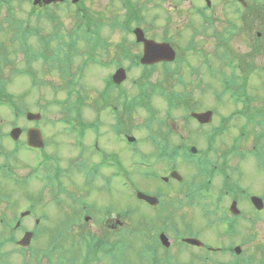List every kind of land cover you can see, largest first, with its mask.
I'll return each mask as SVG.
<instances>
[{
    "label": "rangeland",
    "instance_id": "1",
    "mask_svg": "<svg viewBox=\"0 0 264 264\" xmlns=\"http://www.w3.org/2000/svg\"><path fill=\"white\" fill-rule=\"evenodd\" d=\"M5 1L9 3L3 4L4 6L0 8V57L6 56L12 61L11 66L8 65L7 67H3V77H5V79L0 78V82L8 83L6 86V91L10 95V98L12 97L19 103L20 107L23 106L25 109L40 113L42 111L43 114L47 115V118L49 119V122H47V129H45L46 123H42V126L40 127L43 129L46 138L47 136L49 137L50 146L48 147V152L51 155L57 156L59 153L58 143H61V141L69 139L68 137L73 136V134L68 133L64 129L62 123H59V121L63 119V113L59 102L63 101L66 96L62 89H78L81 97L80 101L83 107L85 104H87V108H85L82 113L77 112V116L81 122L89 123L90 118H96L101 110L100 97L98 96L97 102L94 97L99 91H101L102 82L105 83V86L108 85V80L106 79L105 75L112 70H108L104 64L93 62L88 63L86 62V58L83 56L74 57V39L81 37L84 32L83 30H74L75 27L72 26V23L74 22H70L69 20L71 17H66L68 14L61 13V16L64 17H61V22L65 23V25L63 26L61 33H59L55 29L53 24L54 22H52L47 15L43 16V20H40L41 22L38 23L37 19L35 18V14H29L33 7L28 2H22L20 0ZM230 1L231 0H225V3L223 1H218V3L220 6L227 8L231 6L229 4ZM254 1L256 0H248V7L251 5L254 6ZM258 1V6L256 7L257 3H255L254 10H251L252 12L249 10L247 15L244 16V20L241 22V37L239 40H234L230 45L233 54L240 56V58H237V62L241 66L240 70L236 72L235 68H233L231 65L227 67L226 61L219 62L217 60H213L214 63L212 62V65H214L217 70L221 69V73L218 72L217 74H214L208 69L204 68L202 77L205 79V81L204 84L200 86L202 88L198 86L192 89L196 95V103L200 108L198 109V112L201 113L207 110L214 111L215 122L218 126L222 124L220 121L221 117L224 116L225 118L229 119L236 110L243 108V103L235 104L233 102L232 94L239 90L237 89V86L243 89V91H245L251 99V108H260L258 113L261 116H264V0ZM131 2L135 3L137 7L144 6L146 8H154L156 3H159L162 7V11L164 13L163 17L166 19L162 18V21L158 22L154 19L153 15L152 19L155 21L154 24H156V27L152 29H150V26L147 27V29L151 31V34L159 32L162 33L167 29L173 31L175 28L185 26V16L179 12L176 13L175 11H180L182 8L188 7L189 2L186 0L180 5L175 4L173 0H161V2L160 0H131ZM219 5L217 4V6ZM5 6L11 7V10H14L15 12V17L21 21H25L31 26H39L40 28L44 29V34L42 36L45 39H51L56 35L49 43L46 53L41 57L37 56L36 48L39 49L38 42L36 41L37 38L33 36L31 40L30 55L33 61L37 62L33 68L43 79L42 88L38 87L32 89L31 82L26 76L13 74L14 68L17 67L19 69H23L25 66V57L24 54L20 53V50L26 49L28 43H23V31H20L19 29L13 30L15 24L7 21L9 9ZM95 6L98 7L97 13L99 17H102L104 20L100 28L98 27V30H96V38L109 41L118 39L119 41L121 38L127 37L130 41L135 40L133 29L130 30V33L126 35V33L121 32L120 29L111 30L109 27V25L112 23V19H118V22L123 21V10H121L122 12L120 11V2L118 0H98V6L96 4ZM173 8L175 10H173ZM39 10L40 11H38V14L41 15H44L46 12L42 9ZM148 15H150L148 16L150 20L152 14ZM169 17L173 18V22L169 21ZM218 17L221 20L222 16L220 18L218 15ZM179 31L182 33L183 29L180 28ZM69 33L73 34L70 36L68 35ZM258 34H260V36ZM92 35L93 34L91 32V36ZM99 43L100 39H96L95 45ZM33 45H35V47ZM40 52L42 53L43 51L41 50ZM46 59H52L49 64L51 66L64 67L67 77L64 78L59 75V70L57 68L48 70L49 67L46 65ZM70 65H72L71 69L66 68ZM194 66L195 68H200L201 64L197 62L194 64ZM183 68V73L186 74L188 72L187 68L185 66ZM249 71L252 74H248ZM187 74H189L187 75V81L192 84L193 80V85H196V79L193 78L190 72ZM138 76L139 72H133L131 76H129L131 79H129V81L124 84L122 89L126 92V94L129 93L132 103L138 100L136 97L139 96V90L143 88V92L145 93V89H147L145 97L151 102H143L151 103L157 107V110L155 111L156 119H161V121H170L169 124L171 125L172 121L175 123V121L179 122L182 120V115L185 112L183 109L178 110L181 109L178 108L179 106L174 107V109H176L174 111V117L169 118V115L166 114L167 109L162 94L171 92V89H169L171 88L170 85L165 84L163 80L159 82L161 76L156 72H154L150 77L144 75L141 79H136ZM194 77L197 78V74H194ZM245 77H247V82L244 81ZM57 84L62 86V89L54 90L53 86H57ZM139 84H141L142 87H140ZM203 88L206 89L204 93L201 92V90L203 91ZM226 88L227 91H224ZM183 94L185 96L179 97L180 101L189 100L190 102L194 103L192 96H190L188 93ZM91 101L92 104L96 102V104L92 106L93 116L89 107ZM14 105L17 104L14 103ZM135 106H137V104H135ZM136 110L138 111L136 112V117L133 120L134 126L131 128L134 134L139 136L144 134L145 130H137L136 127L137 124H140L141 122L139 119H143L146 112L143 109L139 110L138 107H136ZM14 115V111L10 110L9 107L0 108V135H4V138H0V165L5 161L4 156H8L12 149L15 150L16 147L15 142L10 140L9 137V139L6 137V134L8 136L9 132L13 129L11 125L15 123L20 127L28 126V124L25 123L26 121L24 122L22 118L15 121ZM106 115L107 112H103L102 118H106ZM54 122L55 125H53ZM246 124L247 119L245 117L230 119V121L226 124L227 126H225L224 134L222 135L221 133V135L215 138L213 152L222 155L224 160H226L230 154L220 153L219 148L224 150L226 148L225 145H227V147L232 146L235 141L239 139L241 132L240 129L245 127ZM168 126L169 125H167L166 128L164 127V131L168 129ZM251 127L252 125L247 126V129L250 130ZM192 129L194 130V128ZM257 129L260 130V127H257ZM173 134L178 135L179 133L174 131ZM88 139L90 140V138ZM71 140L74 139L71 138ZM109 140L114 144V146H117L115 135H113L111 139L109 138ZM191 142L192 145L196 146L199 150L205 149V140L202 142L198 139L197 142ZM250 143L253 145L254 141L250 139L249 144ZM104 144L105 138L102 137V147ZM249 147L250 146L248 144H243L242 153L245 154V150L249 151ZM73 149H75V146L72 143V151ZM23 150L18 153L19 161L16 163L17 167L14 165V170L18 174V178L27 176L30 166L25 165V163L32 160V156L27 153L26 149ZM60 150L62 154L65 153V159L69 161L71 159L70 146L68 144L62 143ZM261 152L264 155V145ZM89 153L90 149H88L87 154ZM233 154L237 155V157L230 160L233 165L231 168L233 177L232 179L229 177L228 187L235 189V187L244 186L245 188L253 191V193L264 197V195L261 194L264 193V182H259L264 178V170L262 169V166H264V160L260 161L253 152H248L245 159L239 156L235 150L233 151ZM220 161L222 160L220 159ZM236 166L241 168L243 174L240 173ZM161 171V174H165L163 169ZM195 172V165L192 164V167L186 170V175L190 178L195 174ZM40 175L42 177V174ZM82 177L83 175L80 174V179H82ZM139 177L140 176H137L135 178L137 183H139ZM32 179V182L23 179L20 181L21 184H16L13 174L11 176H6L3 175V173H0V195L2 196L0 201V216H5L7 219L11 220V218L14 216L16 217L17 215L26 211L28 207L30 208L31 206H34V219H25V224L29 228H32L34 227V220L36 218L41 219V226L39 228L40 234L38 235V239L34 241L33 245V249L35 248L36 251H32L31 256L27 251L26 256H24L25 254L23 252L16 249V245L14 243H10L9 239H4L2 240V244L4 246L2 251L3 254L0 255V264H25V262L38 264L35 258L36 256L41 258V264H47L48 262L49 264H54L55 262H58V264H75L72 263L73 261H77V264H85L84 261H86L88 250L85 248V245L81 240L80 234L82 233L91 234L98 237H105L111 244H116V242L119 240H125L128 246L131 247L128 252L125 243L121 244L122 248L120 245L111 248L108 247V253L104 254L102 257L103 259H101V264H117V259L115 256H117L119 259L121 258L119 264H148L145 263L147 261L145 260L142 251L144 246L149 242H147V238L143 236L140 237V224L142 225V228H149L151 226L149 224L151 223L157 225V228H159V217L153 213L152 209L146 207V205H144L142 202L135 199V197L131 195L130 191L126 194V198L125 194H122V192L117 188H113L108 192L92 188V192L91 194L89 193L88 196L81 195L82 198H84L85 203L93 205L95 203L99 207H110L116 214H119V211L126 209L131 210V218L123 219V222H121L122 218L115 215L114 217H109L110 219H114H111L107 222H102L101 213L94 212L93 209V212H91L89 218H87V221H85L83 218L81 226H77L74 223L72 232H69L67 228H65V225L69 222L68 219L70 216L74 218V216H76L75 213H80L78 208L80 205H76L75 202H71V200L68 198L64 199L62 203L61 201L57 202L56 198H53L52 194L49 193L50 191L48 192L47 190L42 189L44 183L40 180L41 178L39 176L34 175ZM80 179L77 176H74L72 182L76 185L81 184L82 182ZM38 181L41 183V185L38 184ZM230 181L233 185H230ZM140 182V189L142 191L154 192L157 188H166L164 185H162V183H156L155 181L151 180L140 179ZM222 183L223 177L219 176L216 179V184L214 186L215 191L220 188L218 185ZM70 189L76 191V187H74L72 184ZM39 190L44 192L41 194V196L39 194ZM246 202L247 201L242 204V210L252 212L253 215L256 216L252 206ZM173 208L176 212L180 210L177 209V205H174ZM183 208L184 207H182V209ZM160 213H163L164 217H167L170 224L175 221V212L166 213V211H161ZM181 213L178 214L177 212L176 215V220L179 221L178 227L180 228L183 227L181 224V217L182 214H184ZM194 213L195 215L193 219H191V222L193 223V233L189 234L196 235L202 241L215 247H220L230 243L241 245L242 249L245 251V254H242V261L238 264H255V262L251 259V256L255 258L256 263L262 264V257L255 254L254 252H260V247L264 248V219L261 220L256 216L258 218L256 221H260V223H256V221L249 223L246 220H243L238 233L228 235L227 237L221 234V226H219V230H217L220 236L219 237L212 228L203 230V225L206 222V218L204 217L205 213H203L200 208H196ZM45 214L48 215L47 220H44ZM141 215L146 217H141ZM58 229H63L65 232V238L60 245L61 255L57 254L56 256L55 252H51L48 248L49 244L52 243V237L56 234ZM127 229L132 230V234L124 233L125 231H128ZM3 230V226L0 224V234ZM168 233L167 236L170 238L172 246L170 251L160 247V264H222L224 262L231 263L238 261L233 255L217 253L216 255L212 256V254L205 251V249L200 250L189 246L175 245L176 242L174 241V237L176 232L173 231ZM13 234H16L17 238L22 235L21 231H17ZM251 235L252 237H250ZM37 249L41 251H37ZM43 250H47V253H49L48 261L44 259V256H42L44 254ZM33 254L34 259L32 257ZM201 254L207 255L209 258L211 257L210 259H212L214 262L212 263L210 260L209 262H205L201 259ZM249 259H251L252 262L248 263ZM68 261L72 262L68 263Z\"/></svg>",
    "mask_w": 264,
    "mask_h": 264
},
{
    "label": "flooded vegetation",
    "instance_id": "2",
    "mask_svg": "<svg viewBox=\"0 0 264 264\" xmlns=\"http://www.w3.org/2000/svg\"><path fill=\"white\" fill-rule=\"evenodd\" d=\"M118 1L120 2V11L123 10V21L118 22V19H112L113 21L111 20L112 23L109 26H116L117 28L114 27L116 30L120 29L121 32H125L127 35L130 33L128 27V20L131 14L128 7L130 2L128 0ZM184 1L173 0L177 5L184 3ZM186 1L189 2L188 7L175 11L185 16V26L175 28L173 31L167 29L162 33L151 34V31L147 29L148 26H150V29L156 27L155 21L152 19L153 15L158 22L162 21V18L166 19L163 17L164 13L159 3H156L154 8H146L144 6L132 8L134 14L131 17L134 22L139 21L140 25L133 28V34L135 28H141L148 40H153L159 44H169L175 52V61L171 64L160 63L154 66H146L141 63L144 58V44L138 43L136 39L130 41L127 37H124L119 41L118 39L109 41L96 38V30L104 22L103 18L99 17L97 13L98 7L95 6V4L98 6V0H56L52 4H46V0H42L41 8L54 11L59 19L63 17L61 13L68 14L66 17H71L69 20L74 22L72 25H78L79 30L85 28L89 33L92 32L93 37L100 39L99 44L91 45V43L89 45V42H85V46L81 41V45H78V40H76L77 51L80 56L86 59L93 61L100 59L102 62L110 63L111 65L106 68L112 71L105 75L108 85L105 86V83L102 82L101 91L94 97L96 102L98 96L100 97L101 110L96 118H90L88 130L86 129L84 133L73 135L68 137L69 139L59 142V153L57 156L51 155L48 149L46 150L48 141L45 140V148L43 150L28 148L29 153L32 155V160L28 164V166H31V173L36 167L38 172L41 170L42 177L44 181L48 182L49 189L54 190L55 185H57L59 192L56 199L58 202L61 201L62 203L67 198L71 202H76L75 204L80 205L78 208L85 216H90L94 209V212L101 213L102 222L114 219L109 217H114L115 215L121 217V214L110 212L112 210L110 207H99L95 203V206L87 204L81 195L88 196L89 193L91 194L92 188L107 192L117 188L122 194H125L126 198V194L131 190L134 191L132 193L142 191L140 189V179L162 183L166 187L165 189L160 187L154 192H142L159 198L160 204L154 207V210H158L156 215L159 217V222L167 219L163 213H160L161 211H166V213L175 212V242H181L184 238L193 237L189 233H192L193 230L191 219L195 215L194 210L200 208L203 213H206L211 199L215 202L220 198L221 206L224 209L225 203L232 204L234 200L238 201V204L245 203V201L249 204L248 199L253 196L248 190H244L241 193L239 188L232 189L228 187V183L222 185L227 187L224 188V194H222L220 188L214 192L215 189L212 188L214 186L204 182L205 178L208 177V166L204 158L208 151L209 125H201L196 119L188 120L186 111L200 109L192 89L200 87L204 82L202 72H204L208 62H214L213 60L233 62L240 58L237 54H233L230 45L234 40H239L241 37V22L247 12L249 10L253 11L255 7L251 5L243 9V7L237 5V0H231L229 3L231 6L227 8L220 6L218 3V1L225 3V0ZM216 2L220 7L217 6ZM174 8L173 10H175ZM146 13L152 14L150 20L148 17L150 15ZM218 15L220 18L222 16L221 20ZM168 19L173 22V18L169 17ZM61 23L65 25V23ZM180 28L183 29L182 33L179 31ZM197 62L201 64L200 68H195L194 64ZM184 66L196 79L197 86L193 85L192 78V84L187 81V75L189 74H187L188 72L186 74L183 73ZM119 69L127 71L128 81L131 79L129 76L133 72H139V76L136 79H141L144 75L150 77L156 72L161 76L159 82L163 80L165 84L170 85L171 88L169 89H171L174 99H177L178 96H185L183 93H188L193 97L194 103L189 100L184 103L173 102L171 107L179 106L178 108L181 109L178 110L184 109L185 113L182 115V120L179 122L175 121V123L172 121V125L169 124L170 121H161V119L154 118L155 106L153 104H137L136 107L139 110L143 109L146 112L144 118L139 119L141 122L136 127L137 130H145V133L139 135V137L134 134L131 128L134 123L130 118V95L122 90L126 82L120 86H116L111 82L112 77ZM194 74H197V78L194 77ZM204 90L205 88L201 92L204 93ZM96 102L92 104L91 101L90 103L92 116V106ZM175 110L173 109L170 112L171 117L175 116ZM103 112H107L106 118H102ZM136 112L133 111L132 120L135 119ZM41 122L46 121L42 120ZM167 125H169L168 129L164 131V127L166 128ZM33 128L37 129L36 126H30L25 128V131L27 132ZM174 131L179 134H173ZM113 135L116 136L117 146H114L109 140ZM102 137L105 138L103 147L101 145ZM129 137L135 138V141L130 143ZM71 138L74 140H71ZM197 138L202 142L205 140V144L203 143L205 149L199 150L192 145L191 141L197 142ZM62 143L68 144L71 148V159L69 161L65 159V153L62 154L60 150ZM72 143L75 146L73 151ZM88 149H90L89 154H87ZM196 162H200L202 165L197 166ZM192 164H195L196 172L189 178L186 175V170L192 167ZM162 169L166 175L161 174ZM173 173H178L180 177H171ZM80 174L83 175L82 179H80ZM74 176H77L82 183L74 184L72 182ZM137 176H140L139 183L135 180ZM71 184L76 187V191L70 189ZM261 194L264 195V193ZM142 203L146 207H150L147 203ZM174 205H177V209H180L177 211L178 214L184 213H181L182 228L178 227L179 221L176 220L177 212L173 208ZM182 207L185 209H182ZM154 210L153 213L155 212ZM125 212H127V209L123 210V213ZM221 212L222 218L226 217L228 221H237L231 216H226L222 209L219 210V215ZM259 215L264 218V210L259 212ZM204 217L207 222L206 214ZM68 221L81 223L77 215L74 218L70 216ZM206 222L203 225V230H208ZM35 224L39 226L37 221ZM34 229L24 227V231H35ZM163 232L166 233L165 231ZM195 237L198 238L196 235ZM204 243L206 244V242ZM202 249H206L210 253H222L223 251H211L210 249L213 248L206 245ZM218 249L220 248H214V250ZM228 251L231 253V248H228Z\"/></svg>",
    "mask_w": 264,
    "mask_h": 264
},
{
    "label": "water",
    "instance_id": "3",
    "mask_svg": "<svg viewBox=\"0 0 264 264\" xmlns=\"http://www.w3.org/2000/svg\"><path fill=\"white\" fill-rule=\"evenodd\" d=\"M38 1L40 0H36V4L38 3ZM53 0H49V2H51ZM241 2H244V0H240ZM143 39L142 36L139 35V40ZM146 43V51H145V57H144V64H154L155 61L157 60L158 56L157 55V47L155 44L153 43ZM165 50V49H164ZM166 53H168L169 55H171L170 58H168V61H171L173 59V54H171L170 50L166 49ZM126 79V75L124 73V71H119L115 77H114V81L118 84L122 83L123 81H125ZM204 118L206 116H203ZM41 116L40 115H33V114H28V119L29 120H40ZM22 131L21 129H16L14 130L11 135L14 139H18L21 135ZM41 140V135L39 131H30L28 133V144L29 146L35 147V148H41L43 146V143ZM143 196V195H142ZM144 198H146L145 196H143ZM147 200H149V202L151 203H155L152 199L146 198ZM253 203L259 208L262 209V206L260 205V201L257 199H253ZM232 211L235 214H239V211L237 210L236 205L232 206ZM28 214H24V216H26ZM31 239H32V234H26L25 238L23 239V241L21 242V245L24 247H28L31 243ZM189 243H191L192 245H197V246H203V244L201 242H199L198 240H192V241H188ZM237 253H240V249H237Z\"/></svg>",
    "mask_w": 264,
    "mask_h": 264
},
{
    "label": "trees",
    "instance_id": "4",
    "mask_svg": "<svg viewBox=\"0 0 264 264\" xmlns=\"http://www.w3.org/2000/svg\"><path fill=\"white\" fill-rule=\"evenodd\" d=\"M128 24H129V26H131V25L133 26V24H139V23L138 22H135L134 23L133 19L132 18H129ZM8 62H9V60L8 61H5L4 60V57H3L0 60V66L2 64H6ZM62 77L66 78L67 76H66L65 73H63ZM6 96L7 95H6V91L4 89V83L3 82H0V97H6ZM0 224L4 226V230L0 234V249H1V247L4 246L2 244V240L9 239V242L12 243L14 241V238H11L10 235L5 232V229H6L5 227L7 225L9 226V222L7 223L6 221H1V219H0ZM10 225H12V224L10 223ZM88 238H89L88 241H89V244H90L89 256L92 253L94 255V257L90 258L91 260H88L87 262L84 261L85 264L94 263L95 261H98L99 262L101 259H103V258H100V256L101 255L104 256V254L108 253V250H107L108 247L111 248V247L120 245V247L122 248L121 244H119V242H121V240L117 241L116 244H111L109 242V240L107 238H105V237H103V238H101V237L100 238H97V237H88ZM35 258H36L37 263L38 264H41V258L40 257H37V256ZM33 259H34V256H33ZM120 260H121V258L120 259H117V264H119V261ZM68 263H71V261H68ZM47 264H49V262ZM120 264H122V263H120Z\"/></svg>",
    "mask_w": 264,
    "mask_h": 264
}]
</instances>
